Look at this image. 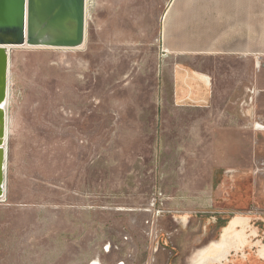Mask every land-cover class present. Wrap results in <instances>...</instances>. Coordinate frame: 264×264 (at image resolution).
Masks as SVG:
<instances>
[{
  "label": "rangeland",
  "instance_id": "rangeland-1",
  "mask_svg": "<svg viewBox=\"0 0 264 264\" xmlns=\"http://www.w3.org/2000/svg\"><path fill=\"white\" fill-rule=\"evenodd\" d=\"M170 1L86 0L81 48L11 49L0 264H264L257 76L209 122L194 108L164 114Z\"/></svg>",
  "mask_w": 264,
  "mask_h": 264
},
{
  "label": "crops",
  "instance_id": "crops-1",
  "mask_svg": "<svg viewBox=\"0 0 264 264\" xmlns=\"http://www.w3.org/2000/svg\"><path fill=\"white\" fill-rule=\"evenodd\" d=\"M162 30L164 114L194 108L209 122L216 115L211 111L234 92L249 96L253 74L264 97V0H171ZM224 131L217 130V136L228 135ZM240 222L234 218L228 227Z\"/></svg>",
  "mask_w": 264,
  "mask_h": 264
},
{
  "label": "water",
  "instance_id": "water-1",
  "mask_svg": "<svg viewBox=\"0 0 264 264\" xmlns=\"http://www.w3.org/2000/svg\"><path fill=\"white\" fill-rule=\"evenodd\" d=\"M85 37L86 0H0V44L76 48Z\"/></svg>",
  "mask_w": 264,
  "mask_h": 264
},
{
  "label": "bare ground",
  "instance_id": "bare-ground-1",
  "mask_svg": "<svg viewBox=\"0 0 264 264\" xmlns=\"http://www.w3.org/2000/svg\"><path fill=\"white\" fill-rule=\"evenodd\" d=\"M20 46L61 48V47H55V46H44L41 44L40 45H30V44H27V42H25V44H19V45L0 44V78H4L7 75V73L9 72V56H10L11 49L16 48V47H20ZM82 46L83 45L76 47V48H81ZM7 132H8V130H7ZM91 264H97V262L94 261Z\"/></svg>",
  "mask_w": 264,
  "mask_h": 264
},
{
  "label": "built area",
  "instance_id": "built-area-1",
  "mask_svg": "<svg viewBox=\"0 0 264 264\" xmlns=\"http://www.w3.org/2000/svg\"><path fill=\"white\" fill-rule=\"evenodd\" d=\"M164 53H167V50L164 48Z\"/></svg>",
  "mask_w": 264,
  "mask_h": 264
}]
</instances>
